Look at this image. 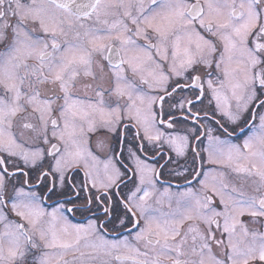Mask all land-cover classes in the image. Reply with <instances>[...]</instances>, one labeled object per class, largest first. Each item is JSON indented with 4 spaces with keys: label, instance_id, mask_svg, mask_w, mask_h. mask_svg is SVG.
I'll list each match as a JSON object with an SVG mask.
<instances>
[{
    "label": "snow or ice",
    "instance_id": "snow-or-ice-1",
    "mask_svg": "<svg viewBox=\"0 0 264 264\" xmlns=\"http://www.w3.org/2000/svg\"><path fill=\"white\" fill-rule=\"evenodd\" d=\"M0 264H264V0H0Z\"/></svg>",
    "mask_w": 264,
    "mask_h": 264
},
{
    "label": "flooded vegetation",
    "instance_id": "flooded-vegetation-1",
    "mask_svg": "<svg viewBox=\"0 0 264 264\" xmlns=\"http://www.w3.org/2000/svg\"><path fill=\"white\" fill-rule=\"evenodd\" d=\"M78 222V221H77Z\"/></svg>",
    "mask_w": 264,
    "mask_h": 264
}]
</instances>
